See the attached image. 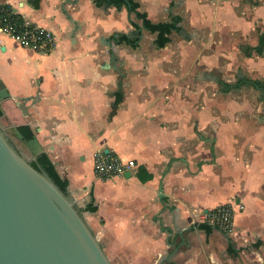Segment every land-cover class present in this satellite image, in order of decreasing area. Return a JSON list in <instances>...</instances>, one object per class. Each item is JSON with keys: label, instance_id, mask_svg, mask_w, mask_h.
<instances>
[{"label": "crops", "instance_id": "1", "mask_svg": "<svg viewBox=\"0 0 264 264\" xmlns=\"http://www.w3.org/2000/svg\"><path fill=\"white\" fill-rule=\"evenodd\" d=\"M135 1L169 22L163 45L124 3L0 0L58 37L44 54L3 38L0 122L49 157L110 261L264 264V0ZM98 150L136 164L101 177ZM226 202L231 232L203 220Z\"/></svg>", "mask_w": 264, "mask_h": 264}, {"label": "water", "instance_id": "2", "mask_svg": "<svg viewBox=\"0 0 264 264\" xmlns=\"http://www.w3.org/2000/svg\"><path fill=\"white\" fill-rule=\"evenodd\" d=\"M105 44L106 66L121 77L115 47ZM5 94L0 85V104ZM22 147L0 122V264H112L75 200Z\"/></svg>", "mask_w": 264, "mask_h": 264}, {"label": "built area", "instance_id": "3", "mask_svg": "<svg viewBox=\"0 0 264 264\" xmlns=\"http://www.w3.org/2000/svg\"><path fill=\"white\" fill-rule=\"evenodd\" d=\"M5 37L43 54L52 51L58 43V37L50 28L19 11L9 2L0 3V44H3ZM135 164V160H123L113 151L98 150L94 155L93 168L99 176L109 178L123 174ZM242 207V203L218 204L206 209L203 220L231 232L236 211Z\"/></svg>", "mask_w": 264, "mask_h": 264}, {"label": "trees", "instance_id": "4", "mask_svg": "<svg viewBox=\"0 0 264 264\" xmlns=\"http://www.w3.org/2000/svg\"><path fill=\"white\" fill-rule=\"evenodd\" d=\"M109 1L114 2L117 6H120L122 3L126 4L125 0H109ZM128 1L130 2V9L134 11L136 17L142 20L144 27L148 28L151 31L157 32V37H156L157 43L159 45H163L168 40V33L171 30V26L169 22L151 21L147 17L145 12L140 11L137 8L139 6L138 2H136L135 0H128ZM33 3L37 4V0H33ZM172 20L174 21L176 19L173 18ZM263 43H264V36L260 38L259 46L256 47L258 52L262 51ZM252 82L257 83V84L260 83V82L258 83L257 81H252ZM32 164L36 168L44 169L52 177L55 183L61 188V190L65 192L67 191V181L58 174L53 163L51 162L49 157L44 152L38 153V155L36 156V159L32 161Z\"/></svg>", "mask_w": 264, "mask_h": 264}, {"label": "flooded vegetation", "instance_id": "5", "mask_svg": "<svg viewBox=\"0 0 264 264\" xmlns=\"http://www.w3.org/2000/svg\"><path fill=\"white\" fill-rule=\"evenodd\" d=\"M11 136L13 137V143L21 148H23L22 146H24V139L21 136V133L17 130H13L10 132ZM24 151V150H23ZM38 155V153L36 154V156Z\"/></svg>", "mask_w": 264, "mask_h": 264}, {"label": "rangeland", "instance_id": "6", "mask_svg": "<svg viewBox=\"0 0 264 264\" xmlns=\"http://www.w3.org/2000/svg\"><path fill=\"white\" fill-rule=\"evenodd\" d=\"M112 261H116V260L112 259L111 262ZM122 262H123V264H130L131 263V260L126 259V260H122ZM122 262H117L116 261L114 264H122Z\"/></svg>", "mask_w": 264, "mask_h": 264}]
</instances>
